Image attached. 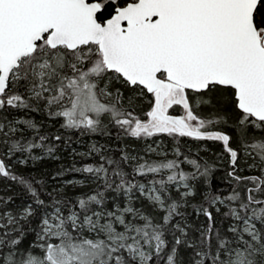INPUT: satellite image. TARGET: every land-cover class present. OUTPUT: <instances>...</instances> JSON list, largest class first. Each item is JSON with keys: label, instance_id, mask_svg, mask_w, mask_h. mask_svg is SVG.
<instances>
[{"label": "snow or ice", "instance_id": "1", "mask_svg": "<svg viewBox=\"0 0 264 264\" xmlns=\"http://www.w3.org/2000/svg\"><path fill=\"white\" fill-rule=\"evenodd\" d=\"M0 264H264V0H0Z\"/></svg>", "mask_w": 264, "mask_h": 264}]
</instances>
